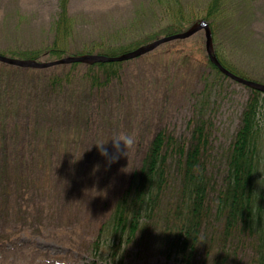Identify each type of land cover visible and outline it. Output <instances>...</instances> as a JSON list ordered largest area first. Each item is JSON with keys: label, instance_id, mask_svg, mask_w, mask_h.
Returning a JSON list of instances; mask_svg holds the SVG:
<instances>
[{"label": "rangeland", "instance_id": "obj_1", "mask_svg": "<svg viewBox=\"0 0 264 264\" xmlns=\"http://www.w3.org/2000/svg\"><path fill=\"white\" fill-rule=\"evenodd\" d=\"M210 1L182 0L187 15L201 18ZM59 2L0 0V54L25 60L21 55L41 53L38 61L58 60L45 53L57 35ZM69 11L78 44H129L161 22L149 0H69ZM206 45L205 31L165 43L121 62L119 78L97 90L81 81L88 63L11 71L0 62V86L5 90L0 101V164L5 152L12 164L26 166L22 180L15 169L6 172L11 192L8 199L0 193V204L8 200V208L0 210V264H113L96 257L92 244L159 129L184 138L191 137L199 118L210 122L206 161L215 188H220L226 152L251 90L213 69ZM81 46L72 47L71 53ZM216 49L243 75L264 84V0H227L212 41ZM54 76L67 77L56 93L50 87ZM22 104L25 111L19 109L17 118L9 106L17 110ZM120 131L135 134L136 144L129 160L121 157L109 167L93 144ZM107 147L111 154V144ZM74 156L82 158L73 163ZM96 165L100 167L94 173ZM207 227L210 234L221 233L216 214ZM155 235L131 244L122 264H176L159 253ZM203 243L207 250L198 264H218L222 245L217 240ZM223 255L224 264H252V239L239 234L230 238Z\"/></svg>", "mask_w": 264, "mask_h": 264}, {"label": "trees", "instance_id": "obj_2", "mask_svg": "<svg viewBox=\"0 0 264 264\" xmlns=\"http://www.w3.org/2000/svg\"><path fill=\"white\" fill-rule=\"evenodd\" d=\"M149 1L151 12L160 13L161 22L156 30L150 31L139 41L113 47L97 42L78 44L76 23L69 11V0H60V13L55 22L57 35L45 54L57 59L69 54L81 56L96 52L120 56L161 37L190 30L202 20L209 23L212 41L216 42V27L223 16L227 0H211L202 18L194 14L187 15L182 0ZM79 45H83L82 50L71 53L70 49ZM213 53L231 73L250 80L227 61L223 52L216 49ZM42 55L32 53L21 55L20 58L38 60ZM209 62L220 75L229 77L211 59ZM89 65L81 81L90 90L103 89L120 76V62ZM3 67L11 71H24L7 64ZM65 78L54 76L50 79L53 93L64 88ZM250 90L251 96L242 113L240 128L226 152V171L220 188H215L214 178L206 161L211 137L210 122L203 118L196 120L191 137L179 138L166 129L157 130L144 151L143 158L132 168L124 191L101 226L97 240L92 244L96 257L113 264H122L125 251L131 244L143 237L152 238L151 235L156 234V246L167 262L198 264L200 254L207 250V244L203 243L207 239L208 243L217 240L222 245V253H218V264H224L221 256L224 248L230 238L239 234L252 239L255 251L252 264H264V180H261L264 176V93L253 87ZM4 94L5 90L0 86V101ZM50 96L49 93L46 97ZM78 102L85 109L90 108L89 104H82L80 100ZM23 106L20 105L17 110L9 106V109L18 118L17 111ZM4 118L9 116H3L2 119ZM2 122L6 123L5 120ZM14 129L18 131V125ZM4 154L5 161L0 164V193L2 191L8 199L11 179L6 172L13 168V173L22 180L26 166L23 162L12 164L11 157L5 152ZM1 208H8V200L0 204V210ZM213 214H216L222 229L218 236L210 234L208 227L206 229ZM214 250L215 247L212 248Z\"/></svg>", "mask_w": 264, "mask_h": 264}, {"label": "water", "instance_id": "obj_3", "mask_svg": "<svg viewBox=\"0 0 264 264\" xmlns=\"http://www.w3.org/2000/svg\"><path fill=\"white\" fill-rule=\"evenodd\" d=\"M200 31H205L207 36V52L209 55V58L219 66L221 71L229 76L230 78L244 83L250 87L256 88L260 92L264 93V84L259 83L252 80H247L244 78H241L233 73H231L229 70H227L225 67L221 65V63L218 61V59L215 57L213 50H212V32L209 23L206 20H203L199 26L192 28L190 30L184 31L182 33L174 34L171 36H166L163 38H160L152 43H149L147 45L141 46L137 48L134 51L122 54L120 56H107L103 54H88V55H82V56H68L64 57L59 60L50 61V62H41L37 60H23V59H14L10 58L4 55H0V62L4 64H8L15 67L20 68H34V69H47L59 65H68L73 63H88V64H94V63H115V62H124L133 58H137L140 56H143L145 54H148L150 52H153L156 50L159 46L175 41V40H183L188 39L195 35L196 33Z\"/></svg>", "mask_w": 264, "mask_h": 264}, {"label": "clouds", "instance_id": "obj_4", "mask_svg": "<svg viewBox=\"0 0 264 264\" xmlns=\"http://www.w3.org/2000/svg\"><path fill=\"white\" fill-rule=\"evenodd\" d=\"M109 144H111V147L113 149L111 154L109 153L107 147ZM135 144H136L135 134H129L120 131L112 135L108 140H98L93 145L97 148L100 155L108 161V165L110 167L111 164L116 163L121 157H127L129 160V153L134 148ZM80 159H76L74 156V160L72 162L75 163ZM99 167H100L99 165H96L94 167L93 170L94 173L99 170ZM122 171H124V169H122ZM261 180H264V176H262Z\"/></svg>", "mask_w": 264, "mask_h": 264}]
</instances>
